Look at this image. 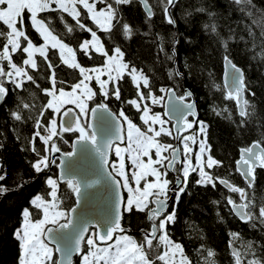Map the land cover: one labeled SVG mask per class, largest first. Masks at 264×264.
<instances>
[{"label":"snow or ice","instance_id":"obj_1","mask_svg":"<svg viewBox=\"0 0 264 264\" xmlns=\"http://www.w3.org/2000/svg\"><path fill=\"white\" fill-rule=\"evenodd\" d=\"M133 3L140 5L146 23L159 12L168 25H176L174 10L178 0H0V109L12 97L19 103L8 115L14 121H24V110L30 111L33 105L24 102L20 91L34 95L26 88L31 85L43 94L46 103L34 117H28L33 121L28 150L34 154L28 163L35 176L51 171L53 166L59 169L58 176L44 177L48 199L36 195L28 207L21 209L20 224L12 232L20 248L18 264H72L73 254L81 256V264H191L184 246L170 233L182 198L192 194L190 187L217 190L219 186L224 190L222 201H213L214 205L222 204L240 222L252 228L258 223L264 230V204L256 207L248 191L255 187L257 169L264 170V138L240 147L235 160L213 154L208 125L198 118L194 93L185 89L177 95L179 85H165L158 89L163 95H157L151 78L125 59L126 52L115 32L125 41L138 32V26L127 22L121 13V6ZM231 4L253 19L257 13L264 16V10L258 9L254 0H231ZM197 11L208 9L201 7ZM57 24L62 26V32L57 31ZM206 27L216 32L214 25ZM260 28L264 37V24ZM77 31L87 35L77 37ZM248 34L254 35L252 27ZM178 43L174 33L171 53L163 47L159 51L176 63ZM222 46L223 61L230 69L227 75L232 80L224 99L235 104L241 118L237 127L243 128L253 114L248 111L251 105L246 97H254L255 93L244 69L231 59L227 42ZM260 55L264 59V46ZM81 56L92 64H84L78 58ZM61 66L73 70L74 78L59 79ZM183 75L174 68L168 78L175 81ZM122 83H130L134 89L130 98L123 96ZM165 97L177 101L169 111L180 113L171 127L172 116L166 120L152 109ZM113 100L135 109L143 127L133 123L124 109L118 115L113 113L109 107ZM92 104L95 106L90 107ZM66 105H74L79 112L74 113ZM89 114L97 123H88ZM216 114L222 115V111ZM66 134L75 136L73 151L63 152L58 162L54 155L61 152L57 141L67 144ZM101 134L103 139L98 138ZM125 140L127 146L121 147ZM77 153L80 161L74 167L69 158ZM233 168L244 186L233 181ZM34 178L21 175L9 186L4 183L7 172L0 166V196L22 191ZM60 182L71 189L76 207L63 206ZM98 185L103 191L90 196L88 190ZM122 190L127 191V198ZM91 203L98 208L95 214L87 211ZM82 205V214L91 218L77 223L73 214ZM137 212L145 213L148 222L146 228L140 229L139 241L127 234L124 225V214ZM218 218L223 222V216L218 214ZM229 236L230 264H264V242L245 241L240 231H231ZM154 248L158 252L150 258L148 253ZM198 252L204 256V264H215L209 259L215 256L214 251L201 248ZM54 253H60L61 259H54Z\"/></svg>","mask_w":264,"mask_h":264},{"label":"trees","instance_id":"obj_2","mask_svg":"<svg viewBox=\"0 0 264 264\" xmlns=\"http://www.w3.org/2000/svg\"><path fill=\"white\" fill-rule=\"evenodd\" d=\"M254 3L258 9L264 10V0H254ZM201 7L208 11L198 12L197 9ZM209 12L212 15H209ZM121 13L127 22L138 26V32L129 41H125L119 32H115L116 40L126 52L125 59L131 61L151 78L157 89V95H163L158 92V89L165 85L170 87L179 85L177 95L185 89L194 93L193 99L196 103L198 118L208 125V143L217 158L235 160L238 158L240 147L264 138V59H261L260 55L261 47L264 46V37L261 36L260 28V25L264 24V16L257 13L253 19L246 12L239 11L237 6L231 4V0H178L174 10L175 26L168 25L159 12L146 23L145 14L136 3L121 6ZM88 23L95 28L90 21ZM212 25L215 26L216 32L206 27ZM249 27H252L253 36L248 34ZM57 31H63L59 24H57ZM174 33L179 40L176 45V63L168 60L165 52L159 51L163 47L166 52L171 53ZM98 34L104 36L103 33L98 32ZM74 35L84 37L87 34L77 31ZM225 41L231 53V59L244 69L249 86L255 93L254 97H246L250 105L254 106V111L251 106L248 108V111L253 114L243 128L237 127L241 118L235 104L224 99L226 91L222 81V70L225 49L222 45ZM78 58L86 65L92 64V61L82 56ZM99 59L97 57V61ZM174 68H179L184 74L183 78L175 81L168 78L169 71ZM209 73H212L211 78ZM57 75L59 79L70 81L76 73L61 66ZM125 79L127 80V77ZM40 83L45 85L46 81L40 80ZM214 85H219L220 88ZM26 88L35 94L30 95L27 91L19 93L24 102L33 105L30 111L24 110L26 117L24 121H14L8 115L9 111L15 110L19 103V101L13 102L12 97H9L7 105L0 109V145H2L0 146V166L7 172V180L4 183L12 186L14 180L21 175L25 178L35 177L25 185L22 191H12L0 196V264H18L20 248L12 232L20 224L21 209L28 207L29 200L36 195L48 199L49 189L44 177L45 175L57 176L58 172L53 166L51 171L35 176L29 166L28 162L34 158V154L28 150V141L33 131V121L28 117H34L37 114V109L46 103V98L34 86L26 85ZM122 89L126 99L133 95L134 89L130 83H122ZM92 106L94 104L90 105ZM109 107L117 115L120 109H124L126 115L135 124H140L139 114L132 107L115 100ZM224 109L228 111L224 112ZM159 110H163L162 105ZM217 110L222 111V115H217ZM229 113L231 119L228 118ZM74 138V135L66 134L67 144L57 141L62 152L71 149ZM195 179L193 175L191 180ZM232 179L240 186H244L243 180L235 173L234 168ZM190 190L192 194L182 198L177 221L170 228V233L174 241L184 246L185 254L189 257L191 264H204V256L198 252L201 248L214 251L215 256L209 259L214 260L215 264H230L228 242L231 231H240L245 241L264 242L261 241L264 230L258 223L256 228H252L249 224L242 223L230 215L227 207L212 203L217 200L222 201L221 193L224 190L219 186L217 190L211 187H190ZM248 191L256 207L264 204V170L257 169L255 187ZM59 194L65 209L75 204L74 194L64 182H60ZM124 196L126 197L125 192ZM218 214L223 216V222L218 218ZM124 225L128 229L127 234L139 241L140 229L146 228L144 213L137 212L131 215L125 213ZM237 246H240V241H237ZM157 252L158 249L154 248L148 255L152 258ZM54 259H56L55 253ZM80 263L81 256L76 255L73 258V264Z\"/></svg>","mask_w":264,"mask_h":264},{"label":"water","instance_id":"obj_3","mask_svg":"<svg viewBox=\"0 0 264 264\" xmlns=\"http://www.w3.org/2000/svg\"><path fill=\"white\" fill-rule=\"evenodd\" d=\"M229 71H230V69L225 65V63H224V61H223L222 81H223V85H224L225 91H227V89H228V85H230V84L232 83L231 77H229V76L227 75V74L229 73ZM192 99H193V98H192ZM186 102H187V101H186ZM176 103H177V101H175V100H169L167 97H165V99H164V103H163V114L166 113V112H168V115H164L165 118L168 119L169 116H172V117H173V119H172V121H171V125L176 123V120L179 118V115H180V113H172L171 111H169V110L171 109L172 105H173V104H176ZM94 106H95V105H94ZM94 106H92V107H94ZM71 108L73 109V112H74V113L77 112V110H76L75 108H73V107H71ZM236 109H237V108H236ZM111 111H112V110H111ZM196 111H197V110H196ZM112 112L115 113L114 111H112ZM237 112H238V111H237ZM115 114H116V113H115ZM104 116H105L109 121L112 120V118L109 117L107 113H105ZM87 120H88V123H92V124L97 123V121L91 116V114H89ZM124 127H125V125H124ZM98 138H99V139H103V135L101 134ZM74 140H75V138H74ZM74 140H73V141H74ZM73 141H72V143H73ZM124 142H125V141H124ZM123 144H124V143H123ZM121 145H122V144H121ZM249 145H251V144H249ZM69 151H73V149H72V145H71V149H70ZM69 151H66V152H69ZM62 153H63V152L61 151L60 153H55V154H54L55 157L57 158L58 162H59V159L63 158V157H62ZM238 156H239V153H238ZM69 160H70V162L72 163V165H73L74 167H78V162L80 161V154L77 153L76 156L69 158ZM57 170H58V172H57V176H58V174H59V169H57ZM77 175H78V178H82V177L80 176L79 173H77ZM90 178H93V179H94L95 177H90ZM117 179H119V178L117 177ZM102 191H103L102 186H101V185H98L96 188L89 189V190H88V193H89L90 196H91V194H94V193H97V192H102ZM122 193H123V195H124L123 190H122ZM74 198H75V196H74ZM92 200H93V201L96 200L95 196H92ZM72 207H76V205L74 204ZM83 211H84V206L82 205L81 208H78V209H77V212H76L75 214H73V217H74V219L76 220L77 223L82 222V220H84V219L91 218L90 216H85V215H83V214H82ZM87 211H88L89 213H91V214H95V213H97L98 208H97V206H96L95 203H91V204H89V206H88V208H87ZM50 246H51V245H50ZM55 255H56V260H60V259H61V254H60V253H55ZM76 255H79V254H73V255L71 256L72 264H73V258H74Z\"/></svg>","mask_w":264,"mask_h":264},{"label":"rangeland","instance_id":"obj_4","mask_svg":"<svg viewBox=\"0 0 264 264\" xmlns=\"http://www.w3.org/2000/svg\"><path fill=\"white\" fill-rule=\"evenodd\" d=\"M163 104V101L161 102V104H159V105H153L152 106V109H153V112H159L162 116H163V110L162 111H160L159 110V107L161 106ZM68 106H71V107H73V108H75L76 110H77V112H79V109L78 108H76L74 105H68ZM88 118V117H87ZM130 118V117H129ZM163 118L164 119H166L164 116H163ZM138 119H139V115H138ZM167 120V119H166ZM140 121V120H139ZM134 123V122H133ZM137 126H141V127H143L142 126V122L140 121V124H137ZM169 127H170V125H169ZM126 128H127V126H126V124H125V130H126ZM125 134H126V131H125ZM127 146V141L125 140V142H124V144H122L121 145V147H126ZM127 163V166L128 167H130V162H126ZM124 192H125V195H126V197L125 198H127V191L126 190H124ZM51 247V246H50ZM177 259H179V256H177ZM81 264V263H80Z\"/></svg>","mask_w":264,"mask_h":264},{"label":"flooded vegetation","instance_id":"obj_5","mask_svg":"<svg viewBox=\"0 0 264 264\" xmlns=\"http://www.w3.org/2000/svg\"><path fill=\"white\" fill-rule=\"evenodd\" d=\"M184 91V90H183ZM182 94V93H181ZM162 106H163V104H162ZM189 119H192L191 117H189ZM170 127H171V124H170ZM144 224H145V227H147L148 226V222H147V220H146V215H145V213H144Z\"/></svg>","mask_w":264,"mask_h":264}]
</instances>
